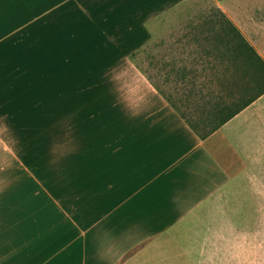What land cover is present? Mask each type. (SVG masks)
I'll return each instance as SVG.
<instances>
[{
    "label": "crops",
    "instance_id": "0c3cea01",
    "mask_svg": "<svg viewBox=\"0 0 264 264\" xmlns=\"http://www.w3.org/2000/svg\"><path fill=\"white\" fill-rule=\"evenodd\" d=\"M220 24L264 60V0H0V264H264V93L202 139L133 57Z\"/></svg>",
    "mask_w": 264,
    "mask_h": 264
},
{
    "label": "trees",
    "instance_id": "16d2710c",
    "mask_svg": "<svg viewBox=\"0 0 264 264\" xmlns=\"http://www.w3.org/2000/svg\"><path fill=\"white\" fill-rule=\"evenodd\" d=\"M222 34L212 38V48L205 54L213 56L217 61L231 62V68L225 66V70L227 72L232 70L229 77H233L234 81L227 82L234 84L237 92L234 88L229 89L230 85L228 88L225 87L228 85L224 78L217 75V71H215L217 72L215 80L209 83L216 86L215 90L205 91L207 89L205 83H199L197 87L195 83V89L186 93L179 105L160 91L167 102L202 139L211 135L264 93V60L237 29L230 28L224 30ZM209 67L216 68L214 65L207 66ZM191 107L195 109L186 111Z\"/></svg>",
    "mask_w": 264,
    "mask_h": 264
},
{
    "label": "rangeland",
    "instance_id": "374dc122",
    "mask_svg": "<svg viewBox=\"0 0 264 264\" xmlns=\"http://www.w3.org/2000/svg\"><path fill=\"white\" fill-rule=\"evenodd\" d=\"M218 29H219L218 36H220V35H223L222 32L224 30H227L230 28L228 27L224 28V26L220 24ZM69 30H72V29H69ZM119 36L122 38V41L124 42L126 39L129 38V35H119ZM132 37L133 36H131V38ZM212 37H214V35ZM191 46H194V45H190V47ZM129 49L132 50V48H129ZM207 50L208 49L196 50V49H191V48L185 49V50H178V49L164 50L160 47V44L154 43L147 48H144L140 51L135 52L133 54V57L139 64V68L145 74L148 75L152 84L159 91H161L164 95L169 96L170 98H172L173 102L179 105L180 100L185 96V94L195 89V83L197 84L196 87L199 86V83L201 84L205 83L204 86L207 85V89H205V91L209 89L215 90L216 86L214 84L209 85V83L215 80V75L217 72H218L217 75H219L220 78H224V81H226V85H228V86H225L226 88H228L230 85L229 89L234 88V91L236 92L238 91L236 90L234 84L231 85L227 82L228 80L234 81L233 77L232 78L229 77L232 70L231 72H227L225 70V66H229V68H231V62L228 61L229 62L228 64V62H225V61L223 62H221V60L217 61L213 56H207L205 54ZM118 52L124 53L125 50L123 51L115 50V51H110L109 53L114 56V55H117ZM90 54L91 56L93 55L96 56V59H95L96 63L99 58L102 59V52L100 48L98 47L96 48L95 51L91 50ZM209 65H214L216 66V68L215 69L212 67L207 68V66ZM93 67L91 66V68ZM90 71L91 70H89V72ZM59 88H60V84H56V86L53 87V89L56 91ZM236 92L235 94L237 95ZM194 109H195L194 107H191L190 109L187 108L186 111H193ZM76 115L77 114L72 116L71 122H78L77 119L75 118ZM51 120L53 122V114H52ZM38 136H40V138L42 139L44 138L53 139L54 138L53 130L43 129L41 130ZM14 152L18 153V151L16 150H14ZM2 153H3V148L0 147V154ZM51 154H53V148L51 150ZM25 186L30 187L29 183L25 184ZM166 212H169L168 217L164 216V217L157 218L156 220H154L155 218H152L158 214L155 210H141L140 209L137 211V215L138 217H141L143 215L144 218L147 220H150V219L154 220L153 221L154 225L148 227L150 234L151 232L152 234H157L159 232L161 233L162 231H164V235L162 239L166 241H170L172 236H170V233H168L169 231L167 230L172 228L171 225H173V222H175V218L179 217L183 213H187L188 211L187 210H179V211L171 210V211H166ZM111 219H112L111 223L112 225H114V219H115L114 215H111ZM162 221H163V226H161L160 224H157L159 222L161 223ZM96 228L97 226L95 225L91 228V229H94L92 231L93 233H97ZM185 229L188 232H191V233L193 232V226L185 227ZM150 243L151 242L144 243L145 245L143 247L144 248L149 247L151 245ZM169 244L170 245L175 244V246L178 245L177 243H174V244L169 243ZM139 248H142V247H139Z\"/></svg>",
    "mask_w": 264,
    "mask_h": 264
}]
</instances>
